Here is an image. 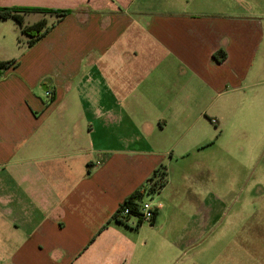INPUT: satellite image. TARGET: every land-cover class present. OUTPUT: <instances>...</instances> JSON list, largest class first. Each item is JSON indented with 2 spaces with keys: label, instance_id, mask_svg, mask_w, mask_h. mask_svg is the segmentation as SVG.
I'll list each match as a JSON object with an SVG mask.
<instances>
[{
  "label": "crops",
  "instance_id": "obj_1",
  "mask_svg": "<svg viewBox=\"0 0 264 264\" xmlns=\"http://www.w3.org/2000/svg\"><path fill=\"white\" fill-rule=\"evenodd\" d=\"M0 6L72 10L26 15V25L51 27L32 47L15 22L20 51L0 43V60L17 62L0 79V264H153L156 249L164 256L202 236L213 211L200 190L189 198L195 228L164 219L169 175L204 190L220 132L239 112H264V0ZM162 164L154 223H118L121 204Z\"/></svg>",
  "mask_w": 264,
  "mask_h": 264
},
{
  "label": "rangeland",
  "instance_id": "obj_2",
  "mask_svg": "<svg viewBox=\"0 0 264 264\" xmlns=\"http://www.w3.org/2000/svg\"><path fill=\"white\" fill-rule=\"evenodd\" d=\"M9 20L0 22V43L10 38L13 53L19 52L17 39L14 44L18 37L13 36L14 21ZM4 48L0 44L1 55H5ZM44 95L48 100L45 91ZM220 133L216 143L219 158L213 163L216 176L212 180L202 178L204 190L193 188L197 185L195 178L188 176L180 181L178 173L171 171L165 193L168 212L164 219L191 221L195 228L194 205L189 198L200 190L208 213L213 211L211 222L205 223L202 236L188 238L176 252L159 256L156 249L153 264H263L264 112H239ZM212 182L217 197L213 202L208 190ZM157 196L154 193L147 199L154 204ZM250 252L254 258L245 255Z\"/></svg>",
  "mask_w": 264,
  "mask_h": 264
},
{
  "label": "trees",
  "instance_id": "obj_3",
  "mask_svg": "<svg viewBox=\"0 0 264 264\" xmlns=\"http://www.w3.org/2000/svg\"><path fill=\"white\" fill-rule=\"evenodd\" d=\"M72 12V10L67 9H47V8H37V7H26V6H0V22L8 19H12L17 26L20 28L21 35L28 37L27 47H32L36 42H38L42 37H44L49 30L50 26H47L46 20H41L32 25L25 24V16L30 13H45L50 15H56L59 20L66 17ZM226 52L224 50H219L214 54L217 61L222 62L226 59ZM17 65L16 60H0V79L3 77L5 72ZM54 100V94L52 93L51 101ZM168 183V169L165 164L159 166L152 176L147 180L146 184L149 185L150 190L153 193H159ZM143 194L140 190H137L128 198L125 199L123 204L119 207L117 213L115 214L116 221L120 224L127 225L122 219H120L121 211L129 207L132 209V214L137 212L138 204L137 200H141ZM158 215V210L155 212V218L152 223H154ZM151 223V224H152Z\"/></svg>",
  "mask_w": 264,
  "mask_h": 264
},
{
  "label": "built area",
  "instance_id": "obj_4",
  "mask_svg": "<svg viewBox=\"0 0 264 264\" xmlns=\"http://www.w3.org/2000/svg\"><path fill=\"white\" fill-rule=\"evenodd\" d=\"M46 95L50 98L52 96V91L47 90ZM139 190L143 194V198L136 201L138 204L137 212L132 214V209L126 207L120 213V219L130 227H138L145 222L152 223L155 218V212L157 211V207L147 199L154 194L150 190L149 185L145 184Z\"/></svg>",
  "mask_w": 264,
  "mask_h": 264
}]
</instances>
